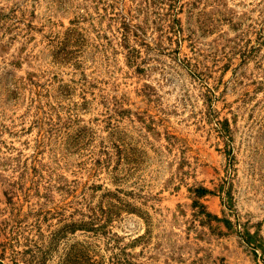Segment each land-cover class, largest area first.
<instances>
[{"label":"rangeland","instance_id":"rangeland-1","mask_svg":"<svg viewBox=\"0 0 264 264\" xmlns=\"http://www.w3.org/2000/svg\"><path fill=\"white\" fill-rule=\"evenodd\" d=\"M0 264H264V0H0Z\"/></svg>","mask_w":264,"mask_h":264}]
</instances>
